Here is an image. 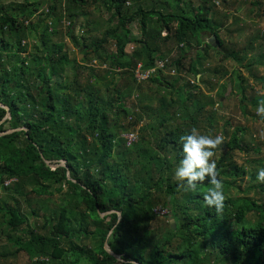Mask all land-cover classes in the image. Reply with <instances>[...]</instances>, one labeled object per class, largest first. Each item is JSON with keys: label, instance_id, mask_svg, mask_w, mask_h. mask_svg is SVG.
<instances>
[{"label": "trees", "instance_id": "trees-1", "mask_svg": "<svg viewBox=\"0 0 264 264\" xmlns=\"http://www.w3.org/2000/svg\"><path fill=\"white\" fill-rule=\"evenodd\" d=\"M180 2L172 11L168 0H0V132L16 129L0 134V188L7 196L0 199V212L13 231L24 234H6L12 247L0 249L1 258L25 251L30 264H264V183L233 152L260 147L240 136L243 127L228 131V120L219 129L220 101L199 98L201 83L213 89L208 73L229 74L205 65L212 49L220 61L232 58L250 70L264 63V55L245 63L256 37L241 50L226 46L212 15L215 0H204L190 13L177 11ZM91 8L106 10L112 24L100 28ZM62 20L69 22L65 34L85 55L82 61L55 39ZM134 22L140 39L132 35ZM207 34L215 38L207 41ZM172 38L180 56L168 66L184 70L190 59L185 70L195 80L179 74L169 79L159 69L146 82L168 91L147 96L135 69L165 58L160 43ZM192 39L198 49L188 55ZM110 42L115 50L107 48ZM131 43L135 47L128 52ZM96 61L108 66L99 69ZM233 73L243 82L238 69ZM255 77L264 87V77ZM242 82L243 103L249 98ZM132 94L137 103L127 106ZM261 101L264 95L249 99L255 107ZM140 123L137 139L129 143L126 134ZM192 127L202 134L220 131L228 148L219 156L217 148L213 157L225 194L220 213L204 204L207 180L185 191L174 177L182 159L180 137ZM32 192L49 199L60 193L59 205L40 199L31 207Z\"/></svg>", "mask_w": 264, "mask_h": 264}, {"label": "rangeland", "instance_id": "rangeland-1", "mask_svg": "<svg viewBox=\"0 0 264 264\" xmlns=\"http://www.w3.org/2000/svg\"><path fill=\"white\" fill-rule=\"evenodd\" d=\"M149 2V0H146ZM154 1V0H152ZM156 1V0H155ZM166 1V0H162ZM171 5L169 7L170 10H174V6L178 0H168ZM177 11H182L184 13H190L191 9L199 6L204 0H179ZM217 3L214 7V11L212 13L214 20L219 23L221 26L220 35L223 39H225L226 46L228 48H234L237 50H241L244 47L248 46L249 41L256 37L254 40V50L249 51L248 58L245 60V63L250 60H255L259 57V55H264V0H217ZM212 4V3H211ZM46 3L40 7L39 12H43L46 9ZM191 6V7H190ZM91 18L93 20H97L101 23L100 28L105 29L112 23L108 22L109 13L106 10L99 11L96 8H91ZM82 21V20H81ZM154 21V20H152ZM83 22V21H82ZM82 22H80L82 24ZM68 23L66 20H62L58 23V28L62 31L60 36H56L55 39H62L66 43V49L70 53L71 56H78L79 61H82L85 58V55L80 53L79 48L74 46L73 40L68 37L65 32L67 31ZM132 35L136 38H141L142 33L139 29V24L134 22L131 26ZM79 26L76 27V33H78ZM101 35V34H99ZM36 36L31 34L29 41H34ZM213 36L211 34H207L205 40L211 41ZM192 48L188 55H194L197 51V45L195 39H192ZM216 44L215 41L212 42ZM161 50L163 52L164 57L168 58L170 61L176 59L180 56V50L178 43L174 38L170 39L167 42L160 43ZM135 47L134 43H131L127 47L128 52H132ZM107 48L111 50H115V45L113 42H110L107 45ZM222 55L216 50H211L210 57L205 61V65L210 68H220L223 70H228L229 74L224 77H214L211 74H207L206 78L211 79L214 86L213 89H209L205 87L203 83H201L203 93H199V98L205 100L206 98H214L217 101H220L216 105V115L219 120V129H221L222 124L225 121H229L228 131L229 129H233L236 126L243 127L239 134L240 136L251 146H259V150L250 149L249 152L241 151L239 149H235L234 152V160L239 165H244L248 170L257 172L259 168L264 167V119H261L256 115L255 109L249 99L253 96L264 95V87L263 82L257 79L255 76L264 77V63L256 64L251 67V70L245 66H240L237 62L230 59H223L220 61ZM190 59L185 60L186 67L189 64ZM264 61V60H263ZM85 63L89 64L88 61ZM99 69L105 66H108V63L100 65L99 62H94ZM177 70V73L166 75V78L172 79L176 77L178 74L181 75L185 79L195 80V76L186 72V70ZM235 69H238L242 75L243 82L239 80L238 75L233 73ZM85 75V73L83 74ZM147 81V80H146ZM146 81H142L143 83V91L147 94V96L157 97L161 94L168 91L164 86H157L148 84ZM184 81V80H182ZM245 87L246 94L248 96V100L241 102L242 93L238 89V84L241 83ZM154 102H157L154 100ZM137 103L136 94H132L127 98V106H134ZM221 105V106H220ZM243 105V106H242ZM209 109V106H207ZM131 117H123L125 123L130 121ZM142 123L136 125L133 128V134L137 135L140 132ZM131 134V133H129ZM129 134H126L128 136ZM217 134L221 135L219 131ZM223 143L218 147L216 151V155L219 156L222 152L228 150V148L223 147ZM10 181H7L8 184ZM232 193L238 195H244L237 190H232ZM249 196H256L260 198L262 196L261 193H257L255 191L247 192ZM6 193L3 189L0 188V199H5ZM31 207L37 206V200L44 199L48 204L55 208L58 206L60 202V193H55L53 196L48 198V196L39 197L36 193H31ZM264 197V196H263ZM21 204L24 205L25 209L29 207L28 203L25 199H20ZM166 212V210H164ZM165 212H161L160 214H164ZM30 222L35 221L32 215H29ZM42 225L43 218L38 222ZM48 229V224L46 225ZM17 231H13L10 226L6 223L5 218L0 212V249L4 250V247L11 248L12 244L8 243L6 239V234H14ZM17 234H22V232H17ZM16 235V234H14ZM90 243V240H84L83 245ZM31 260L29 255L25 251H20L16 255H9L7 258L0 257V264H30ZM82 264H88L82 262Z\"/></svg>", "mask_w": 264, "mask_h": 264}, {"label": "clouds", "instance_id": "clouds-1", "mask_svg": "<svg viewBox=\"0 0 264 264\" xmlns=\"http://www.w3.org/2000/svg\"><path fill=\"white\" fill-rule=\"evenodd\" d=\"M256 115L264 119V101L257 104ZM223 135L202 134L196 127L180 137L182 142V159L174 170V177L179 186L185 191H196L197 184L207 180L210 187L203 194L206 206L222 212L225 194L223 180L219 177L216 160L213 159L215 150L222 144ZM256 181L264 183V167L258 169Z\"/></svg>", "mask_w": 264, "mask_h": 264}, {"label": "built area", "instance_id": "built-area-1", "mask_svg": "<svg viewBox=\"0 0 264 264\" xmlns=\"http://www.w3.org/2000/svg\"><path fill=\"white\" fill-rule=\"evenodd\" d=\"M216 3H219V1L215 0ZM170 63V60L168 58H161L156 61V64L154 67L151 68H144L143 63H139L137 68L135 69V77L138 82L146 81L148 80L151 76L156 74L159 69H162L164 72L170 73V74H175L177 73L176 67H170L168 64ZM129 143L133 140H136V135L133 133L129 134L127 136ZM160 211L165 212L164 209H160Z\"/></svg>", "mask_w": 264, "mask_h": 264}, {"label": "water", "instance_id": "water-1", "mask_svg": "<svg viewBox=\"0 0 264 264\" xmlns=\"http://www.w3.org/2000/svg\"><path fill=\"white\" fill-rule=\"evenodd\" d=\"M213 38H215V36H213ZM7 109H8V107L7 106H5ZM13 130H16V129H12V130H7V131H5V132H0V134H2V133H7V132H11V131H13ZM48 163H50V162H48ZM63 165H65V163L63 162ZM118 213V215H119V218L121 217V213L118 211L117 212ZM102 215L104 216V215H106V213H102ZM172 222L174 223V220L172 219ZM111 233V232H110ZM105 248H106V250L108 251V252H110V253H112L113 255H115L116 257H120L119 255H117V254H115L113 251H112V249L109 247V245H108V243L107 242H105Z\"/></svg>", "mask_w": 264, "mask_h": 264}]
</instances>
